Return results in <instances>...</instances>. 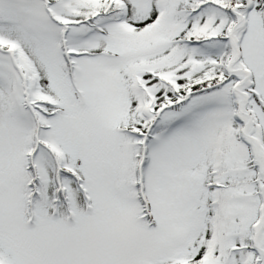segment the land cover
I'll return each mask as SVG.
<instances>
[{
	"label": "snow or ice",
	"instance_id": "6c2138e0",
	"mask_svg": "<svg viewBox=\"0 0 264 264\" xmlns=\"http://www.w3.org/2000/svg\"><path fill=\"white\" fill-rule=\"evenodd\" d=\"M0 264H264V0H0Z\"/></svg>",
	"mask_w": 264,
	"mask_h": 264
}]
</instances>
